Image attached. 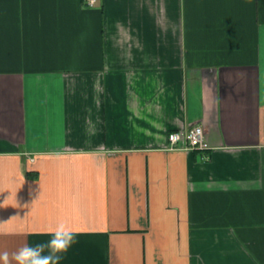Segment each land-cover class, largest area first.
<instances>
[{
    "label": "crops",
    "instance_id": "crops-1",
    "mask_svg": "<svg viewBox=\"0 0 264 264\" xmlns=\"http://www.w3.org/2000/svg\"><path fill=\"white\" fill-rule=\"evenodd\" d=\"M60 221V264H264V0H0V251Z\"/></svg>",
    "mask_w": 264,
    "mask_h": 264
},
{
    "label": "clouds",
    "instance_id": "clouds-1",
    "mask_svg": "<svg viewBox=\"0 0 264 264\" xmlns=\"http://www.w3.org/2000/svg\"><path fill=\"white\" fill-rule=\"evenodd\" d=\"M46 241L24 244L17 250L0 251V264H60L77 241V231L60 221L49 232Z\"/></svg>",
    "mask_w": 264,
    "mask_h": 264
},
{
    "label": "built area",
    "instance_id": "built-area-1",
    "mask_svg": "<svg viewBox=\"0 0 264 264\" xmlns=\"http://www.w3.org/2000/svg\"><path fill=\"white\" fill-rule=\"evenodd\" d=\"M94 0H87L89 6ZM167 141L170 150L200 151L208 148L205 133L201 126H194L186 132L173 131L168 133Z\"/></svg>",
    "mask_w": 264,
    "mask_h": 264
}]
</instances>
